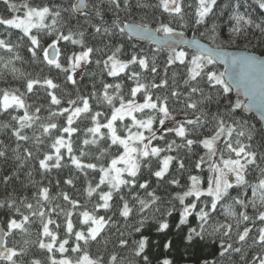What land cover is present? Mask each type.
I'll return each mask as SVG.
<instances>
[{"label":"trees","instance_id":"1","mask_svg":"<svg viewBox=\"0 0 264 264\" xmlns=\"http://www.w3.org/2000/svg\"><path fill=\"white\" fill-rule=\"evenodd\" d=\"M15 3L20 4L23 0H14ZM76 0H29L31 6H48L53 10H60L62 19L57 25L65 34L69 31L74 34L84 32V40L86 46L99 48L103 51L94 53L91 59H107V55L111 54L116 47H121V52L118 54L119 58L127 62L132 55L138 57H145L151 63L155 59L157 72L151 73L150 70H144L139 65H130L125 72L119 76L113 77L108 75V70L104 68L101 63L97 66L94 62L86 65L80 73H75L74 79L77 81L76 85L66 81L65 73L53 66H49L46 61H43L42 53H40V60L33 61L31 53L27 51L29 46L26 42L20 40L21 33L18 30H5L0 26V39H5L12 45L19 44V47H14V52L9 53L4 49H0V90L7 89L14 91L19 89L20 93H24V99L27 105H30L29 113L35 112L39 107L41 111L38 115L41 117L30 129H25L22 134L29 136L28 141H17L16 137L12 135L13 129L18 127L16 121L12 120V116H22L24 109L13 110L10 109L8 113L0 112V151L5 152L4 157H0V203L4 206L0 207V224L4 227L6 233L9 231L7 225L12 219L18 222H23V216L30 217L29 222L24 224L26 231L13 230L10 235L6 237L8 247L16 248L17 251H23V255L17 257L18 264H32L33 260H39L40 264H50L49 256L54 255L56 259H61L59 252L48 253L46 250L39 247V242H49V238L42 235V223L39 215H31L30 211L25 207L26 204H32V211H44L46 213L45 221L52 219L54 224L49 225V229L57 236L56 247L59 242L65 238L69 239L68 245L65 247L69 249L64 253V257H68L75 261L81 253L71 252V248L75 246L74 235L68 236L66 233V216L65 213L71 212L70 219L73 222V232L84 231L86 232L91 222L88 224L83 223V217L80 215L83 211H88L97 217L104 216L106 220L111 219L105 225L96 240H90L87 245L83 241L79 242L81 247L88 252L93 259H100V264H110L111 257L116 256L115 264H144L141 257L135 255L137 247L135 241L141 238L147 239V246L143 255L148 256L149 264H162L164 259H169L172 264H204L208 261L209 264H259L257 257H264V245L258 243L260 227H264V222L259 220L252 223V220L243 222L239 221V212L245 211L240 206H236L237 212L236 219H226L222 214V208L218 206L217 212L212 214V219L208 225H205L204 239L199 237L195 238L191 244L187 241V235L190 228H196L199 231L198 225L201 223L195 214L188 218L184 225H179L180 210L182 206L179 201L175 199L177 193L183 194L186 187L190 185L188 175H199L201 180L204 181L206 176L211 175L208 172L207 164L202 165V171L195 169L194 164L200 156L205 155L206 149L202 146H194V153H188L186 149L179 148L173 152H162L161 157L164 155H173L178 159L185 162L186 170L177 172L176 162L169 169L168 176L164 181H158L157 178L150 175L151 170H158L159 165L156 163L157 158H149L152 160L151 165L146 166V161H141V171L139 174V183L147 181L149 188L147 192H153L155 196L160 199L156 203L151 202V198L147 195L144 189L139 187L128 188L122 186L120 193H114L113 200L110 201L112 205L110 210L103 208H96L97 204H102L103 201L99 200V194L102 191H108L107 184L101 185L91 197L88 196L89 186L95 188L99 183V166L103 165L108 167L111 159L123 153V148L118 145H111L110 134L107 128H101L100 134L94 137L87 131L89 127H94L95 123L91 117L100 112L102 115L96 117V120L101 124L107 123L111 118V113L114 108L120 106V98H123L126 104L129 100H135L136 103H143V90L137 93L135 98L131 97V89L136 87V81L129 79L132 71L140 73V82L146 85L152 83L159 84L162 79H167L168 85L164 88H149L150 94L155 100L156 96H167L168 107L173 117L177 122H183L186 119H195L200 115V111H193L186 107L188 102L187 97L190 89L184 84L188 79V69L191 65H180L178 62L170 67H167V75L165 76V69L167 65V58L170 51L161 50L153 45L139 43L129 37L125 32L121 34L118 29L114 28L113 22H118L121 27L126 23H135L139 26L147 25L149 28L156 29L161 23H169L170 26L176 28L177 31H183L184 36L199 39L209 46L216 48L218 45L226 50H245L255 53L264 57V35L258 29L249 28L245 35L236 39L235 42L229 40V31L233 21L230 19L233 12L250 15L254 23L264 21V14H262L254 0H217V7L214 9V14L211 16L207 25L199 27L193 26L194 12L196 8V0H184L185 22L188 24L186 28L179 27L178 18L174 15L164 12L160 6V0H130L131 9L123 7V0L121 2V9L117 10L111 5L110 0H87L88 7L85 8L83 13H76L72 10V6ZM136 5H145L137 7ZM191 5V8L187 7ZM97 7L102 13L103 19L95 15ZM68 9V11H64ZM85 13L87 15H85ZM13 15H23L21 13H11L8 11L3 3H0V16L10 18ZM51 23V19L47 21ZM211 23L217 25L219 33L218 39L215 43L209 40V34L206 31ZM90 25H100L109 28L113 35H108L103 31L95 33L94 28ZM35 32V30H33ZM203 33V35L201 34ZM163 35V33H159ZM42 35V33H41ZM74 38L78 36L74 35ZM53 37L49 36L41 41L43 47H47L52 42ZM57 47L60 48L59 60L64 67H69L67 57L71 56L73 51L79 52V45H72L67 41H59ZM188 53L187 59H190L194 53L182 49ZM18 53L20 59H15V54ZM9 60L12 63L9 64ZM7 65V67H6ZM15 67L18 71L15 75L12 74L11 69ZM217 73L222 72V68L217 64L209 66ZM23 74V75H21ZM68 74H71L69 72ZM52 79L54 83L59 85L57 89L52 90L54 94L61 99V105H51L50 97L47 95V90L40 84L34 86L33 92L29 93L26 89L28 79ZM199 79V78H198ZM104 84H120L121 88L117 92L114 88L108 89V94L113 96V103L109 105L104 96ZM198 87L203 89L204 96L212 97L211 101H204L198 104V109L206 113L204 119L207 121L202 128L192 131L190 138L202 139L205 136L211 135L214 127L212 117L214 115H221L228 117L227 109L229 105H235L239 101L242 105L243 101L228 93L227 97L222 95V91L212 89L209 85L201 80ZM175 89L181 96L179 99L171 96V90ZM93 93L95 97L93 98ZM19 94V93H17ZM79 97H84L89 100L90 113L81 114L76 118L72 127L77 130L69 136L68 133L59 131L62 127H66V117L68 113L63 115L51 116V112H59L63 107H69L67 101L69 99L78 100ZM203 97L199 94L192 95V100L200 101ZM79 104V100H78ZM82 106V104H79ZM152 114L151 110L145 109L143 113H134L140 119H147ZM157 121L153 124V129L156 130L157 136H164L165 139L152 140L151 146L166 147V141L173 139L179 144L181 139L175 136V133H169L166 127L162 128L159 123V114L157 113ZM232 119L239 122L246 131L245 137H240L242 144L249 146L248 150L256 153V164L249 166L246 179L250 184L257 182V178L264 171V132L261 124L255 117L245 115L242 109H237L232 114ZM56 123L57 129H51L49 134H44L39 127L40 123ZM229 123L232 122L230 119ZM130 117H125L121 121L115 122L117 134L122 138L128 135L125 126L131 125ZM166 126L169 121L165 122ZM8 125V127H5ZM190 129L193 126H188ZM251 130L252 139L247 138L248 130ZM137 129L133 128L132 131ZM144 135L148 136L146 130ZM39 137V140H37ZM63 138L71 143L73 152L68 153L67 147L61 148V167H51L55 163V148L52 147L55 139ZM97 139L98 145H85L84 140ZM235 139V135L233 137ZM147 143L148 141L145 140ZM111 145V147H109ZM220 147H223L221 142ZM100 148H107L108 151L101 156ZM25 149L32 153L31 158L27 157ZM81 152L86 153L81 155ZM45 155H52L53 160L49 161L50 168L45 170L40 168L39 161ZM77 157L81 163H95L97 170L77 169L71 162L72 156ZM225 153V158H227ZM233 158H234V154ZM218 159V158H217ZM176 177L180 180L181 187L167 183L171 177ZM7 178V182H5ZM124 178L128 179L127 174ZM71 180L69 184L66 181ZM202 187L206 184L202 183ZM48 189V200H44L41 193L43 189ZM244 199L247 201L251 199V189H243ZM63 194H67L70 199L77 201L78 207L73 209L72 206L63 199ZM234 196L236 192L232 193ZM123 195L124 200L121 201L119 196ZM146 200L149 206L143 211L140 210L139 199ZM194 199V198H189ZM203 199V198H202ZM127 201L133 209L130 216L125 219L120 215L123 203ZM14 202L10 208L8 204ZM188 202L187 200L185 201ZM231 203V201H229ZM19 209V213L16 209ZM54 209V211H53ZM171 211V215L168 212ZM258 211H264L259 207L254 210L251 206L246 209L247 214L255 219ZM57 213H60L57 215ZM146 218V219H145ZM144 219L145 223L141 227L140 221ZM167 222L169 227L164 231H158L159 223ZM220 223L231 224L232 231L229 237H223V230L214 232V228ZM59 225V227H57ZM179 225V227H178ZM141 227L140 232L135 229ZM245 227L251 228V232L245 241L238 240V233H242ZM121 240L127 241L126 245H121ZM232 244L234 248H240V252H235L229 249L227 253L221 256V242ZM169 245V247H165ZM0 264H7L1 261Z\"/></svg>","mask_w":264,"mask_h":264},{"label":"snow or ice","instance_id":"2","mask_svg":"<svg viewBox=\"0 0 264 264\" xmlns=\"http://www.w3.org/2000/svg\"><path fill=\"white\" fill-rule=\"evenodd\" d=\"M111 5L115 9H121L120 0H110ZM0 3H3L8 11L11 13H21L23 15H13L10 18L0 16V26H3L5 30H18L22 35L20 40L28 43L27 51L31 53V59L33 61L40 60V53H42L43 61H46L49 66H53L55 69L60 70L61 72L67 74L66 81L71 82L73 85L77 84V81L74 79V75L77 69H81L82 66H86L90 63H95L97 66L103 64L104 68L108 70L109 76H119L121 73L125 72L130 65H139L141 69L150 70L151 73L155 74L157 72V67L155 64V59L149 65V61L145 57H138L137 55H132L131 58L125 62L121 60L118 54L121 52V47H116L111 54L107 55V59L101 60L96 59L93 61L91 57L94 53H100L103 50L99 48H93L86 46L84 40V32L81 31L78 34H74L69 31L65 34L57 25L62 19V14L60 10H53L48 6H31L29 0H23L22 3L17 4L14 0H0ZM254 3L257 5L259 11L264 14V0H254ZM137 7H143L145 5H136ZM160 6L163 8L164 12L174 15V17L179 20V27L186 28L188 24L185 22V12H184V0H160ZM88 5L85 3V0H79L78 5H73L72 10L82 11L87 8ZM123 7L130 11L131 4L130 0H123ZM191 8V5H187ZM217 7V0H196V8L194 12V21L193 26L199 27L202 25H207L211 16L214 14V9ZM68 11V9H64ZM85 15H87L85 13ZM95 15L103 19L102 13L97 7ZM51 19V23L47 21ZM230 19L233 21L230 31H229V40L235 42L236 39L240 38L242 35H245L249 28L258 29L259 32L264 35V21L260 23H254L250 15L241 14L239 12H233ZM94 28L95 33H101L102 31L108 35H113V32L107 28L100 25H90ZM114 28L118 29L121 34L125 32V29H128L130 32H138L142 36L148 38H155V33H163V36L160 39L156 40V43L162 45L170 50V54L167 58V65L165 69V76L167 75V67H170L177 62L180 65H191L188 69V79L184 81V84L190 89L189 95L187 97L188 102L186 107L193 111H200V115H197L196 118L186 119L183 122H177L175 117L172 116L170 109L168 107V97L156 96L153 100V96L150 94L149 88H164L168 85L167 79H162L159 84L152 83L151 85H146L140 82V73L132 71L129 79L136 81V87L131 89V97L135 98L137 93H140L143 90V103H136L135 100H129L126 104L123 101V98H120V106L114 108L111 113V118L105 124H101L96 120V117L102 115L100 112H96L91 119L95 123L94 127H89L87 131L91 133L94 137L100 134L101 128H107L110 134L111 145H118L123 148V153L115 156L111 159L110 166L105 167L103 165L99 166V183L95 188L89 186L88 196L91 197L101 185L107 184L109 186L108 191H102L99 194V200L103 201L102 204H97L96 208H103L106 211L110 210L112 205L110 201L113 200L114 193H120L122 186L128 188L139 187L144 189L146 192L149 188V183L145 181L144 183H139V174L141 171V161H146V166L151 165L152 160L149 158H157L156 163L159 165L158 170H151L150 175L157 178L158 181H164L165 177L169 174V169L173 166V162H176L177 172H182L186 170V165L184 160L178 159L173 155H164L161 157L162 152H173L176 149L184 148L188 153H194V146H202L203 149H206L205 155L200 156L199 159L195 162V169L202 171V165L207 164L208 172L211 175L206 176L204 181L201 180L199 175H188V180L190 185L186 187V190L183 191V194L177 193L175 199L179 201V204L182 206L180 210V219L179 225H184L187 223L188 218L195 214L196 218L201 222L198 227L199 231L196 228H190L187 241L189 244L197 237L204 239L205 225L209 224V221L213 218L212 214L217 212L218 206L222 208V214L226 219H236L237 212L235 207L238 205L245 211L239 212V221L247 222L252 220V223L255 224L256 220L264 222V211H258L255 219L250 217L246 209L251 206L254 210L258 207L264 209V171L261 172V175L257 178V182L250 184L246 179L247 173L249 171L250 165L256 164V153L249 151L248 147L241 143L240 137H245L246 131L239 122L232 119V114L236 112L237 109L242 107L241 103L237 101L235 105H229L227 112L228 117L221 115H214L212 121H214V127L212 129L211 135L205 136L202 139H193L190 138L191 133L195 129L202 128L207 122L204 117L206 113L203 110L198 109V104L204 103V101H211L212 97L204 96L203 89L198 87L201 80H204L210 88L218 89L222 91V95L227 97L228 93L232 91L231 84L226 82L225 75L228 73V69H225V72L217 73L212 70L209 66L216 63L217 58H223L225 63L230 64L232 71L228 76L229 81L235 83L237 87H244L247 89L249 85H254L256 82V68L257 62L254 56H235L233 53L223 50L219 45L216 48H206L201 45L198 41H191L190 46L196 48V53L190 58L187 59L188 53L186 51L180 50L177 51L176 47L179 43H184L180 38L184 36L183 31H177L176 28L170 26L169 23H161L154 31L150 29L147 25L143 26H130L125 24L123 27L120 26L118 22H113ZM35 30V32L33 31ZM207 33L209 34V40L211 43H215L218 39L217 25L211 23L210 27L206 28ZM42 33V35H41ZM203 35V33H201ZM78 36V38H74ZM53 37L52 42L48 44L47 47H43L41 41L47 37ZM59 41H67L72 45H79L80 51L77 53L73 51L71 56H68L67 62L69 67H64L60 60V48L57 47ZM20 45H12L5 39H0V49H4L9 53L14 52V47H19ZM51 50V51H50ZM15 59H20L18 53L15 54ZM9 64L12 63V60H9ZM7 67V65H6ZM18 70L13 67L11 72L13 75L16 74ZM71 72V74H68ZM23 75V74H21ZM199 78V79H198ZM40 84L42 87H45L47 90V95L50 97L51 105L59 106L61 105V99L58 98L52 90L57 89L59 85L53 82L52 79L45 78L43 81L39 79H28L26 83L27 92H33L34 86ZM104 96L103 100H106L109 105H112L114 97L108 94V89H115L117 92L120 90V84H104ZM19 93V94H17ZM199 94L203 98L198 102L192 100V95ZM262 96H264V89H262ZM24 93H20L19 89L10 91L7 89L0 90V112L8 113L10 109L19 110L24 109L22 116H12V120L16 121L18 124L17 128L13 129L12 135L16 137L17 141H28L29 136L22 134L25 129H30L37 121L41 120V117L38 113L41 111L39 107L35 109V112L30 114L29 108L30 105H27L24 99ZM93 98L95 93L92 94ZM171 96L177 99L180 98L181 93L177 90H171ZM82 104L79 106L78 104ZM78 100L69 99L67 104L69 107H63L59 112H51V116L63 115L68 113L66 120V127H62L59 131L63 133H68L69 136L72 135L77 129L73 128L72 125L76 118H79L81 114L90 113L89 100L84 97H79ZM252 103L247 107H251ZM264 107V104L261 105ZM145 109L151 110L152 114L148 116L147 119L140 118L138 119L134 113H143ZM159 114L158 123L164 128L166 127L167 132L175 133L176 137L181 139V143H177L175 139L171 141H166V147H157L151 146L152 140L161 139L164 140V136H157L156 130L153 129V124L157 121V115ZM125 117L131 118V125L125 126L128 132L126 138H122L117 134V129L114 126L116 121H123ZM232 120L229 123V120ZM166 121H172L171 125L165 124ZM188 126H193L190 129ZM8 127V125H5ZM39 127L42 129L44 134H49L51 129H57V124L50 123H40ZM137 129L132 131V129ZM146 130L149 135L145 136L144 131ZM235 135V139H233ZM247 138L252 139L251 130L247 132ZM39 140V137H37ZM145 140L148 143H145ZM221 142L223 147H220ZM97 139L84 140L85 145H98ZM109 145V147H111ZM52 147L55 148V163L51 167L59 168L61 167V148L67 147L69 154L73 152V147L71 143L64 140L63 138L55 139ZM107 148H100L101 156H98L97 159H100L106 152ZM27 157L31 158L32 153L25 149ZM225 153H227V158H225ZM86 153L81 152V155ZM234 154V158L233 155ZM5 152L0 151V157H4ZM218 158V159H217ZM53 160L52 155H45L43 159L39 161L40 168L49 170L50 165L49 161ZM71 162L76 166L77 169H91L97 170V164L95 163H86L83 164L81 161L74 155L71 157ZM117 165H123V167H117ZM127 174L128 179L124 178V175ZM7 182V178H5ZM67 183L71 184L72 181L68 180ZM167 183L181 187L180 180L176 177H171L167 180ZM202 183L206 184V187H202ZM251 189V199L247 201L244 199L246 193L243 192V189ZM236 192L234 196L232 193ZM44 200H48V189H43L41 193ZM63 199L67 201L73 209L78 207L77 201L70 199L67 194H63ZM147 195L151 198L152 203H156L160 198L155 196L153 192H147ZM194 198V199H189ZM203 198V199H202ZM119 199L124 200V196L120 195ZM139 199V197H135ZM188 201L187 203L185 201ZM231 201V203H229ZM14 202H10L8 207H12ZM140 210L147 208L149 206L148 202L143 199H139ZM4 205L0 203V207ZM25 207L30 211L31 215H39L42 223V235L49 238V242H44L41 240L39 242V247L46 250L48 253L59 252L61 254V259H56L54 255L49 256L50 264H100V259H93L86 250L81 247L79 242L83 241L85 245L89 243L90 240L94 241L100 235L101 231L105 228V225L111 219H105L104 216H95L90 214L88 211H83L80 215L83 217V223L89 225L86 232L76 231L73 232V222L70 219L72 213H65L66 216V233L68 236L74 235L75 237V246L71 248L73 253H81V255L73 261L68 257H64V253L68 252L69 249L65 246L68 245L69 239L65 238L59 242V246L56 247L57 236L56 234L49 229L50 224H54L55 221L52 219H47L45 221L46 213L44 211H32L33 205L26 204ZM54 211V209H53ZM133 209L130 207L129 203L125 201L123 203L122 209L120 210V215L127 219L132 213ZM16 212L19 213V209H16ZM60 213H57L59 215ZM168 215H171V211L168 212ZM30 217L28 215L23 216V222H18L16 219H12L8 222L7 233H4V237L10 235L13 230H22L26 231L24 224L29 222ZM146 219V218H145ZM145 223V220L140 221L141 227ZM178 225V227H179ZM59 227V225H57ZM141 227L135 229L136 232H140ZM169 225L167 222H160L158 231H164L168 229ZM223 230V237H229L232 231L231 224L220 223L214 228V232H220ZM251 228L245 227L242 233H238V240L243 242L249 236ZM258 243L264 245V227L258 229ZM121 245H126L127 241L121 240ZM137 247L135 249V255L138 257L142 256L144 264H149L148 256L143 255L147 246V239L141 238L138 241H135ZM169 247V245H165ZM221 256L233 249L232 244H227L221 242ZM233 251L240 252V248H234ZM23 255V251H17L16 248L8 247L6 240L0 238V261L7 262V264H18L17 257ZM116 256L111 257L110 264H115ZM259 264H264V257H257ZM32 264H40L39 260H33ZM162 264H172V261L169 259H164ZM204 264H209L208 261H205Z\"/></svg>","mask_w":264,"mask_h":264},{"label":"water","instance_id":"3","mask_svg":"<svg viewBox=\"0 0 264 264\" xmlns=\"http://www.w3.org/2000/svg\"><path fill=\"white\" fill-rule=\"evenodd\" d=\"M79 0H76L74 5H78ZM85 3L87 4V0H85ZM85 9L82 11H75L76 13H83ZM127 25L130 26H139L135 23H126ZM125 25V24H124ZM153 31L155 29L150 28ZM125 33L131 37L133 40L139 43H145V44H150L153 45L154 47L161 49V50H167L170 51L168 48L159 45L156 43L157 39H160L163 35H160L159 33H155V38H148L146 36L140 35L138 32H130L128 29H125ZM184 41V43H179L176 47V50L180 49H186L192 53H196V48L194 46H190V42L195 40L198 41L201 45H203L206 48H213L206 44L205 42L196 39V38H191V37H186L183 36L180 38ZM225 51L233 53L235 56H254L257 62V68H256V82L254 85H249L247 89L244 87H237L235 83H232L229 81L228 76L232 71L231 65L225 63L223 58H217L216 63L218 66L222 68V72H225V69H228V73L225 75V80L226 82H229L232 87V95L238 99H241L243 101L242 103V111L245 115H251L255 117L259 121V123L262 126L263 132H264V107L261 105L264 104V96H262V89H264V57L259 56L255 53L248 52L245 50H226ZM51 51V50H50ZM250 102L252 103L251 107H247ZM5 229L4 227L0 224V238L6 239L4 237Z\"/></svg>","mask_w":264,"mask_h":264},{"label":"rangeland","instance_id":"4","mask_svg":"<svg viewBox=\"0 0 264 264\" xmlns=\"http://www.w3.org/2000/svg\"><path fill=\"white\" fill-rule=\"evenodd\" d=\"M180 51V50H179ZM85 66H82V68L81 69H77V71H76V73H80L82 70H83V68H84ZM172 124V121H169V125H171ZM145 143H147L146 141H145ZM55 155H56V152H55ZM110 166V165H109ZM117 167H123V165H117ZM1 262V261H0Z\"/></svg>","mask_w":264,"mask_h":264}]
</instances>
